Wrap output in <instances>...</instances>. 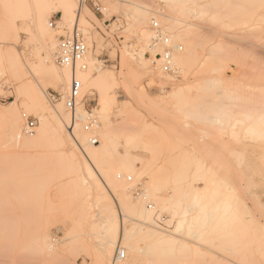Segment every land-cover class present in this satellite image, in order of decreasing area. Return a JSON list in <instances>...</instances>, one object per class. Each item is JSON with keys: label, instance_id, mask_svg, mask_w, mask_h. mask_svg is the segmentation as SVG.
Instances as JSON below:
<instances>
[{"label": "rangeland", "instance_id": "obj_1", "mask_svg": "<svg viewBox=\"0 0 264 264\" xmlns=\"http://www.w3.org/2000/svg\"><path fill=\"white\" fill-rule=\"evenodd\" d=\"M75 1L74 23L66 26L62 0H0L3 25L25 24L15 42L0 23V57L14 47L32 65H49L29 31L32 12L44 6L57 45L75 28L83 32L90 53L82 72L115 77L82 92L72 125L60 88L39 67L2 74L0 108L19 114L22 137L36 138L45 117L55 128L52 111L62 104L67 148L53 132L21 148L0 117V264H264V0ZM153 21L183 46L173 54L175 74L161 69L163 48H151ZM56 53L50 57L61 71ZM28 82L38 99L29 111ZM142 87L146 98L137 97ZM23 114L36 121L33 136L24 133ZM92 122L98 126L86 131ZM86 146L95 147L91 162ZM112 212L117 231L108 227ZM183 215L188 221L179 228ZM151 228L173 242L149 248L144 231ZM131 229L146 248L138 258L122 239ZM118 246L122 260H115Z\"/></svg>", "mask_w": 264, "mask_h": 264}, {"label": "bare ground", "instance_id": "obj_2", "mask_svg": "<svg viewBox=\"0 0 264 264\" xmlns=\"http://www.w3.org/2000/svg\"><path fill=\"white\" fill-rule=\"evenodd\" d=\"M59 9H60V11H61V13L63 15V21L65 22L66 26L67 25H71L72 23H74L75 10H76V1L75 0H62L61 4L59 6ZM32 13H33V16H32V20L30 22L32 24V28H30L29 31L31 32V36H32L33 40L37 41V43H39V44H41L43 46V49L46 52V57L48 58V61H49L48 62L49 65L48 64H45L42 61L37 62L36 63L37 66L32 65V62H30V59L28 60L23 55H20L18 53V51L16 50V48L10 47V48L6 49V52H4V54L1 55V57H0V74L1 75L2 74H5L7 76L8 72H10V71L12 72L14 70L15 65H20L22 67V70L24 68V65L30 67L32 70H37V68L39 67L40 68V71L43 72V75L45 74L47 77H50L52 79V81H54L57 84L58 88H60V92H61V95H62L61 99L64 100V99H66V88H68L69 85L71 86L70 83L72 81V75H73L72 70H71L70 67H62L63 70L60 71V70H58L54 66L53 61L51 60V57L50 56L52 55V53H54V52H56V50H58V45H57V43L55 41V36H54L53 30H52L53 28L51 27V25L49 23V20H48L49 18L47 17V14H46V7L40 6L35 11V13L34 12H32ZM13 19H14V17H13ZM79 20L82 23H84V24L87 21V20L85 21V19L82 18V17ZM2 22L4 23L3 19H2V21L0 20V23L3 26V29L5 30L6 34H9V36H12L14 38L15 42H18L21 39V34H22V31L24 30V28H23L24 25H25L24 22L19 24L16 21L14 22V20L13 21L11 20L10 22H8L5 25H3ZM153 22L155 23V21H153ZM153 26H154V24H153ZM152 30H153V27H152ZM161 30H162V32H163L164 35H167L170 38V36H169L168 33H166L163 29H161ZM178 36L179 35H177V36L176 35H173V38L176 39ZM181 36L182 35L180 34V37ZM152 40H153V37H152ZM152 40H151V48H153L152 47V43H153ZM170 41H171V38H170ZM187 42L188 41H186V44H187ZM191 43H193V41ZM171 44H172L173 47L179 46V45L174 46L173 43H172V41H171ZM192 45L193 44H191L190 46H192ZM88 46H89V44H88ZM156 48H159V47H154V49H156ZM176 50H179V51L183 50V46L180 45V47L178 49H176ZM174 51H175V48L173 50V54H174ZM188 51H189V49H188ZM89 53H90V49H89ZM89 53L86 56V58H85V60H84V62L82 64H84V63L87 64L88 63L87 60H88ZM188 54H187V56H188ZM181 56H182V54L180 56L178 55V57H180V58H178L177 61L178 60L180 61ZM187 56L185 57L186 60L185 59H182L183 60L182 62H184V63L187 62ZM155 57L159 59L160 58V55H158V53H157L155 55ZM174 58H175V56H174ZM164 61L165 60H164V49H163V63H164ZM159 62H160V60H159ZM55 63H56V61H55ZM163 63L161 65L162 71H163V68H162L163 67ZM173 65H174V63H173ZM176 65H177V62H176ZM87 68H88V64H87ZM87 68L84 70V69H82V66H81V67H79V70L77 69V72H76L77 75L79 74L78 77H80V79L82 80V84H84V88L82 87V92H84V93L86 91H92L91 90V87L95 83L94 80H97L96 82H100L102 85H105V84H108L109 82L115 81L114 75L113 74H110L108 72H101L97 76H94L90 71L82 72V71H86ZM163 73H165V72L163 71ZM165 74L172 75V74H169V73H165ZM1 91H2V86H0V92ZM180 91H181V89L175 91L173 93V96L179 95L180 94ZM26 92L28 93V95L26 96V99L24 101L25 102V104H24L25 106L24 107H25V109L27 111H29V107L28 106L29 105H36L37 102H38V99H37V91H36V88H35L34 83L28 82V86L26 88ZM69 92H70V89H69ZM82 92H81V95H80V98H79L80 102L82 100L81 99ZM38 95H40V94H38ZM137 95H138L137 96L138 98H146L147 97V92L142 87V88H140V92H138ZM40 97H41V95H40ZM110 102H111V100H110ZM107 104H108V95H107V93H103L102 96H101V98H100L101 108L102 109H105V107H106ZM45 107H44V111L47 109V106H45ZM46 111L48 112L50 110H46ZM75 113H76V110H75ZM52 114H53V118L55 120L53 122H56V125L57 126L55 128H52L51 127L52 124H51L50 120L45 117L42 120V129H40L38 136L36 138H33L32 139V138H26V137L24 138V137H22L21 132H20L21 131L22 120H21V118H20V116H19L18 113H16L15 111L12 112L9 109L6 110L4 108H0V117L3 118V120L4 119L6 120L7 124L9 125V128H10L11 132L13 133V135H14V137L16 139V143H17V145L19 147L23 148V147L37 145L38 142H40V140L42 138H44L45 136H48L49 134H51L53 132V134H55L56 137H57V139H58L59 147L65 149V148H67L66 147V142H65V139L67 137L66 136V130H65L66 128H64V125L62 124L60 118L58 117V116L62 117V115H65V111L63 109L62 104L58 105L52 111ZM24 115L27 116V114H23V116ZM76 119H77V116H76ZM93 124H94L95 128L98 126L97 122H92L91 125H90V128L92 127ZM85 130L86 131H90V130H87L86 129V126H85ZM101 132H102V138H105L106 146H108L107 144L109 143V141L107 140V138L110 137L111 129L108 127L107 124H105L104 125V128L101 129ZM93 139H97V138L96 137L90 138L89 139V143L90 144H92V145L99 144L98 139H97V142L94 141ZM85 148L87 149V151H86L87 152V154H86V157L87 158H84V160L91 162L90 154H92V151H94L93 149L95 147L86 146ZM130 153L131 152L129 150H127V153L126 154L127 155H130ZM117 177H118V179H123L124 178L126 181H128V177H131V176H125V177H123L121 174H119ZM131 181H128V182H131ZM172 200H174L173 197H170L169 201H172ZM137 210L139 211L138 213L143 216V219H145V221H147V223H148V221H151V218L149 216L150 214H149L148 210L144 206L138 205ZM111 214L112 215H111V218L110 219L115 220L117 217L113 215L114 214L113 212ZM112 216H114V218L115 217L116 218L114 219ZM109 217H108V220L110 221ZM117 220L118 219H116V222L115 221H113V222L110 221V223H108V225H109L108 227L111 226L112 229L115 228V231H117L118 230V224H117L118 221ZM200 220L202 221V219H200ZM187 221H188L187 216L183 215L180 218L179 222H177L178 223V227L180 228ZM152 225H153V223H152ZM134 228H136V226ZM152 228L151 229H147L146 231H144V235H146V240H147V243H148V247L149 248H152L153 249L155 247H159V246L166 245V244H169L170 245L173 242L172 237H170L168 235H164L163 233H161V232H159L157 230H154ZM192 228H194V227H192ZM133 229L128 230V232H126L125 234L123 233V238L122 239H123L124 242L130 244V246H128L129 247V252H128L129 255L131 257H133V258H138L139 257V254H141L143 252V250L146 249V248L145 247H142V245L139 246L138 243H134V233H137V232H134L135 229L134 230ZM127 245L128 244H126V246ZM184 247H186V246H184ZM120 248L121 247L118 246L117 251H116V255H117V253H118V251H119ZM168 248H170V246ZM160 249L162 250V248H160ZM155 250H156V248H155ZM161 250H160V252H161ZM104 251H105V253H107L106 252L107 251L106 249ZM131 251H133L132 252L133 254H131ZM109 253H107V255H109ZM105 255L106 254H104V256ZM116 255H115V260L117 259L116 258ZM110 256H111V254H110ZM125 257H126V251H125ZM117 260H122V259H117ZM131 260H132V258H131Z\"/></svg>", "mask_w": 264, "mask_h": 264}, {"label": "built area", "instance_id": "obj_3", "mask_svg": "<svg viewBox=\"0 0 264 264\" xmlns=\"http://www.w3.org/2000/svg\"><path fill=\"white\" fill-rule=\"evenodd\" d=\"M51 27L53 29L57 28L55 22H51ZM162 28L158 23H154L153 26V40L152 47H159L164 49V63H163V71L165 73L174 74L176 73V67L173 65V50L175 48L178 49L180 47H173L170 41V38L167 35H164ZM88 42L79 28H75L73 33L66 37H61L58 42V50L55 56L56 63L61 67H70L72 70V81L70 86V92L65 100V105L68 110L73 113V122L72 125L76 123V107L79 102V98L82 92V80L77 75V69L82 66V69L87 68V64H82L89 53ZM82 64V65H81ZM2 80V75L0 74V81ZM24 117L28 120L25 127V134L32 136L35 134L36 129V121L28 118V116L24 115ZM87 130H90V125L86 126ZM97 142V139H93ZM132 178L128 177V181H131ZM161 223V222H160ZM125 257V251L123 249H119L116 258L123 259ZM116 259V260H117Z\"/></svg>", "mask_w": 264, "mask_h": 264}]
</instances>
